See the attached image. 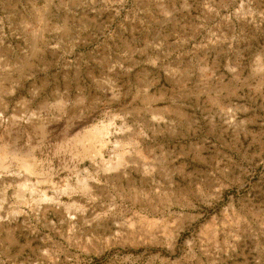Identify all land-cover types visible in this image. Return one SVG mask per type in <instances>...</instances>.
Segmentation results:
<instances>
[{"label":"rangeland","instance_id":"rangeland-1","mask_svg":"<svg viewBox=\"0 0 264 264\" xmlns=\"http://www.w3.org/2000/svg\"><path fill=\"white\" fill-rule=\"evenodd\" d=\"M0 264H264V0H0Z\"/></svg>","mask_w":264,"mask_h":264},{"label":"bare ground","instance_id":"bare-ground-1","mask_svg":"<svg viewBox=\"0 0 264 264\" xmlns=\"http://www.w3.org/2000/svg\"><path fill=\"white\" fill-rule=\"evenodd\" d=\"M26 168L29 169V165H26Z\"/></svg>","mask_w":264,"mask_h":264}]
</instances>
